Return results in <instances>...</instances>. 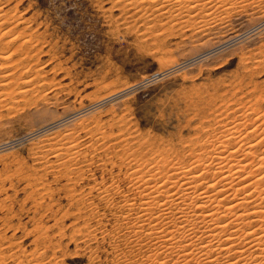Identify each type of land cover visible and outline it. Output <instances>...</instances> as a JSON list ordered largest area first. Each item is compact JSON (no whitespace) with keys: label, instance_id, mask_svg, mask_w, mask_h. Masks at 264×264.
I'll return each mask as SVG.
<instances>
[{"label":"rangeland","instance_id":"rangeland-1","mask_svg":"<svg viewBox=\"0 0 264 264\" xmlns=\"http://www.w3.org/2000/svg\"><path fill=\"white\" fill-rule=\"evenodd\" d=\"M123 1L0 0V54L16 64L10 79L0 69V264H156L151 247L121 226L116 206L134 196L129 152L175 160L226 111L255 117L246 123L264 130V0H213L206 10L189 4L153 16ZM52 123L51 133L73 129L89 167L54 174L58 162L40 152L46 136L38 131Z\"/></svg>","mask_w":264,"mask_h":264},{"label":"bare ground","instance_id":"bare-ground-1","mask_svg":"<svg viewBox=\"0 0 264 264\" xmlns=\"http://www.w3.org/2000/svg\"><path fill=\"white\" fill-rule=\"evenodd\" d=\"M212 1L213 0H124L123 2L127 6H129L130 8L135 7V9L138 12L144 11L143 13H145L148 10L152 11V13L150 15L153 16L155 13H159V15L162 13H165V12H168V13L169 12L170 13L175 12L176 13L178 11L180 13V11H181V13H182V11L185 9V8L183 9L182 7H187L189 4L190 5L192 4L193 7L194 6L198 7L200 4L201 6H199L198 9H201V8L203 9V8L207 7ZM217 1L218 0H216L215 3H217ZM219 1L221 4L224 0H219ZM224 2H223V4H224ZM214 6H212V7H214ZM216 6H217V4H216ZM0 7H2V5ZM205 10H206V8H205ZM185 11L190 12V10L188 11L187 9ZM210 13H209V15H210ZM230 15H231V13H230ZM187 16H188V14H187ZM192 18H193V15H192ZM219 18H220V16H219ZM182 24H184V23L182 22ZM198 25H196V26H198ZM7 27H8V25H7ZM23 27H25V26H23ZM256 28H258V27H256ZM21 29H23V28H20L19 30H21ZM0 30H1V28H0ZM11 34H12V32H11ZM13 34H14V32H13ZM13 34H12V36H13ZM24 35H25V33H24ZM22 37H23V35H22ZM18 38H20V37H18ZM6 39L7 38H5V40ZM31 39H32V37H31ZM234 41H236V40H234ZM3 42H4V38H3ZM21 42H23V41H21ZM21 42H18V44H16V45L18 46ZM7 45H9V44H7ZM24 45H25V43H24ZM19 46H21V45H19ZM27 46H28V44H27ZM0 51H2V50H0ZM12 51H10V52H12ZM2 52H4V51H2ZM4 54H0V60L2 59V62L0 61V69L4 68L5 74L2 73L3 74L2 76L9 77V79H10L11 76L13 75L12 71L16 68V64L13 65V64H6L5 63V65H4L3 60L6 58V55H4ZM9 54H11V53H9ZM11 56H12V54H11ZM11 56H10V58H12ZM261 58H263V57H261ZM12 60H14V59H12ZM259 61H258V63L261 62V61L260 62ZM8 62H10V61H8ZM24 62L25 61L21 62L20 64L17 63L18 64L17 68H19V65L23 66ZM26 62H27V60H26ZM1 65H3V66H1ZM33 75H34V73H33ZM14 76H15V74H14ZM23 79H24V77H23ZM15 82L18 83L17 81H14L12 83H15ZM28 83L26 82V84H28ZM38 83H39V81H38ZM8 85H10V84H8ZM4 86H2V87H4ZM33 86H35V84ZM23 87H26V86H23ZM9 88H11V86ZM9 88H7V89L9 90ZM14 91H17V90H13V92ZM1 94H0V96H1ZM22 95H24V94L22 93ZM257 96L258 95H256V97ZM22 97H24V96H22ZM252 101H250V102H252ZM5 102H6V100H5ZM249 103H248V105H249ZM87 107H85L86 108L85 111L87 110ZM245 107H247V106H245ZM248 107H247V109H248ZM11 109H12V107H11ZM251 110H255V108L251 107ZM83 111H84V109H83ZM218 111H220V110H218ZM242 111L243 110H240L239 112L242 113ZM235 113L236 112H232V111H231V113H227V111L226 112H220V116L224 115L226 118L222 117V118L218 119V117L216 116L215 118L217 120L214 123L215 125L209 124L208 126H206L207 128L206 127H205V129L203 128L201 137L198 138L196 141H193L192 143H190L191 146H188V148L185 151H183L182 155H180V156L177 155L175 157V160L165 161V158L161 157L160 161L158 159H152V160L144 159V160L140 161L139 159H137V151L131 150L129 152V155L127 154L128 157L130 156L129 158L131 159V161H128L125 164H127L129 166V168H127V169H131L130 170L131 171V173H130L131 179H130L129 183L131 186V190H133L134 196L131 198H123L118 203V205H116V206L122 210V211L120 210L121 214L119 215L120 219H122V221H123V223L121 222L122 223L121 226L124 225V226H126V228L127 227L130 228V230H132L131 233L133 232L134 233L133 235L137 236V238H138V239L136 237L133 238L135 240L134 243L137 245H140V246H142L143 243H145V244H148L147 247L148 246L151 247V249L147 248V249H150L153 251L152 253L148 254V256L151 260L156 259V260H158L157 263L167 264L168 260H163L164 259L163 257L168 256L169 258H172L170 260L171 261L170 264H264V134H262V132L264 130L261 129L263 122L260 123L258 121H254V122H251L248 124L246 122L248 120L250 122V119L252 121V118H255V117L248 118L249 117V115H248L247 121H244L246 117L244 119L242 117H237ZM254 113L256 115V112H254ZM80 114H81V112H80ZM257 115H258V113H257ZM251 116H252V114H251ZM123 117H125V116H123ZM263 117L264 116H262L261 118L264 120ZM59 120H61V119H59ZM259 121H262V120L260 119ZM53 125H57V124H55V123H52L49 125L47 124L46 126H42L41 128L39 127L38 131L41 132L40 134L42 136L43 135L46 136V137H44V139H42L43 138L42 136H41L42 138H40L41 141H40L39 147L42 148V150H40V152L43 151L45 155L52 156L56 160V162H58L56 167L51 168V169L57 170L54 172V174H56V176H60V175L64 176V175H68V174L74 173L76 171H79L81 168H83V170H84V168L88 165L86 164L87 159L86 160L84 159L85 153L83 154V151L80 150L81 149L80 146H82V142L79 140V137L75 134L73 129L71 130L69 128L70 130H67V129L65 130L66 127L63 129L64 131L61 130V132L51 133L52 131H50L51 129H49V127H51ZM58 125H60V122ZM71 128H73V127H71ZM243 128H245V129L243 130ZM99 130L97 129L98 133H99ZM113 130H114V128H113ZM38 131H36V134ZM43 131H44V134H43ZM77 131H76V133H77ZM90 131L91 130H89V132ZM94 132H96V131H94ZM49 133H51V134H49ZM101 134H103V132H101ZM250 137H252V138L250 139ZM119 138H120V140H122L121 136ZM100 139H103V138H100ZM117 140H118V138H117ZM109 141H112V140H109ZM124 141L126 142L127 139ZM130 141H129V143H130ZM125 142L121 143V144L122 145L123 144L129 145L128 142L127 143H125ZM89 145H92V144H89ZM96 145H98V144H96ZM93 146H94V144H93ZM104 146H102V147H104ZM98 147L100 148V145ZM109 148H110V146H109ZM96 149H98V148H96ZM186 151H187V153L185 154ZM127 155H126V157H123V158L127 159L128 158ZM44 157H47V156H44ZM90 157H92V156H90ZM53 158H52V161L54 160ZM124 159L122 160V162H124ZM91 160H92V158H91ZM46 162H45V164H46ZM92 163H94V162H92ZM119 164H121V163H119ZM89 165H91V164H89ZM51 166H52V163H51ZM44 168H45V166H44ZM48 169H49V167H48ZM46 171H48V170H46ZM85 171L87 172V169ZM50 172L51 171H49V173ZM37 174L38 173L36 172L35 173L36 177H37ZM47 174H48V172H47ZM126 174H128V172L125 173V175ZM76 175H78V174H76ZM42 177H43V174L41 173L35 179L36 182H37V180H41ZM81 177L82 176H80V178ZM67 179L68 178H66V180ZM74 179H76V178L74 177ZM71 180H73L72 177H71ZM71 180H69V181H71ZM41 181H43V179ZM74 181L76 182L77 180H74ZM100 181H101V179H100ZM95 184H97V183H95ZM108 187H109V185H108ZM106 189L101 191V193H103L101 195V198H108L110 193L107 192L108 189L107 190ZM89 190H90L89 192H91V188H89ZM121 197H123V196H121ZM128 197H130V196H128ZM117 219H118V217H117ZM119 230H121V229H119ZM133 235H132V237H133ZM0 236H1V234H0ZM4 237L5 236H3V238ZM5 239H6V237H5ZM9 242L11 243L10 239H9ZM131 242H133L132 239H131ZM11 244H13V243H11ZM1 245H2V243L0 244V247H1ZM126 246H127V244H126ZM131 250H133V249H131ZM38 251L39 250H37V252ZM16 255H12V257L16 256ZM3 256H4V254H3ZM30 256H31V254H30ZM30 256H29V258H30ZM141 256H142V254H141ZM1 257H2V254H1ZM19 258L22 259V257H19ZM19 258H17V259H19ZM160 259H162V260L160 261ZM123 260H125V259H123ZM15 262H16V260H15ZM18 264H19V262H18ZM20 264H21V262H20Z\"/></svg>","mask_w":264,"mask_h":264}]
</instances>
